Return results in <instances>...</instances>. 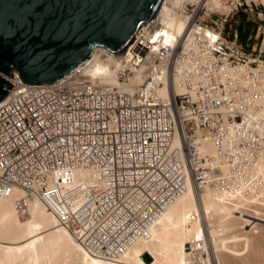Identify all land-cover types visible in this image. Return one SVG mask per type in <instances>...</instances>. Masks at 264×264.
<instances>
[{"label":"built area","instance_id":"2783aa9c","mask_svg":"<svg viewBox=\"0 0 264 264\" xmlns=\"http://www.w3.org/2000/svg\"><path fill=\"white\" fill-rule=\"evenodd\" d=\"M248 3L233 0L224 12L202 3L187 14L176 46L155 39L156 17L146 22L117 70L126 83L140 70L132 92L101 85L83 65L45 85L5 76L11 88L0 102V194L22 192L14 201L20 215L38 199L91 254L110 259L147 238L189 182L263 202L264 34L241 43L236 28L225 31ZM175 75L183 90L163 99L159 87H173ZM206 142L215 154L201 153ZM80 170L93 182L78 181ZM194 242L188 255L204 263V246Z\"/></svg>","mask_w":264,"mask_h":264},{"label":"bare ground","instance_id":"6f19581e","mask_svg":"<svg viewBox=\"0 0 264 264\" xmlns=\"http://www.w3.org/2000/svg\"><path fill=\"white\" fill-rule=\"evenodd\" d=\"M185 1L188 0H173V8L167 6V0L162 2L155 16L160 24L157 41L176 46L186 34L188 15L175 9L183 8ZM211 2L221 5L220 0ZM100 48L82 64L85 75L101 85L134 91L142 80L140 70L133 73L128 83H120L116 75L124 66V54L99 57ZM170 84L165 82L159 87L163 99L170 100V89L183 90L178 75L174 76L173 87ZM199 149L202 154H215V147L208 142L199 145ZM75 176L78 181L93 182L88 171L80 170ZM11 190L7 195L0 194V238L6 243L0 245V264H47L51 260L54 264H149L144 255L153 260L150 264H258L259 251L264 250V201L247 198L235 190L214 191L207 186L198 189L189 182L185 192L150 227L149 236L129 243L116 259L91 254L38 199L30 202L26 215H20L14 201L22 192ZM194 241H201L204 246V263L188 255L186 246ZM253 252L260 253L257 262L253 258L258 254L253 257Z\"/></svg>","mask_w":264,"mask_h":264},{"label":"water","instance_id":"95a60500","mask_svg":"<svg viewBox=\"0 0 264 264\" xmlns=\"http://www.w3.org/2000/svg\"><path fill=\"white\" fill-rule=\"evenodd\" d=\"M164 0H0V102L4 76L45 85L61 80L98 48L124 54Z\"/></svg>","mask_w":264,"mask_h":264},{"label":"rangeland","instance_id":"374dc122","mask_svg":"<svg viewBox=\"0 0 264 264\" xmlns=\"http://www.w3.org/2000/svg\"><path fill=\"white\" fill-rule=\"evenodd\" d=\"M204 2H207V0H204ZM204 2H202L200 0H188V1L184 2L183 8L176 7L175 9L182 14L184 13V15H185V14L190 13L191 10L193 12L197 11L199 6ZM232 2H233V0H221L220 1L221 5L219 6V5H215V4L213 5L211 0H208V3H206L208 6L207 10H208V12H209V10H213L214 12H224L228 9L229 6H230V8L232 7ZM248 2H249L248 5L245 8L243 7V10H240V12H236L234 10L232 15L229 17V23H230L231 27H227V30H225V31L229 30L231 32L234 28H236L238 26V24L243 22V26L245 28H249L250 35L253 37L254 41H257V40L260 41V39L262 38V36L264 34V2H263V0H248ZM166 4L170 8L174 7L173 6V0H167ZM186 5H188V7ZM223 6H224V8H223ZM240 14H242V16H243V21H242V18L240 17ZM203 18H205L206 20L209 21L212 18V15H203ZM108 57H110V56H108ZM132 76H133V74H130L129 78H131ZM129 80L130 79H128L127 82H129ZM120 83H126V82L120 81ZM263 210H264V207H263ZM20 219H23V218L21 217ZM248 228L249 227L247 226L245 229H248ZM0 240H2V239L0 238ZM3 240H2V243L0 242L1 243L0 245H2V244L6 245V243H3ZM259 252L261 254L257 252L258 256L256 258H253L254 255L256 254V252H253L252 253L253 257L251 256V258L256 260L260 255L261 256L264 255L263 254L264 250L262 252L260 249ZM260 257L258 259H259L260 264H262V263H264L263 262L264 258H260ZM249 258H250V256H249ZM143 259H144L145 263H149V264L153 261L148 255H144ZM258 259L256 260V262L258 261ZM260 259H262L261 260L262 263H261ZM259 262H257V263L259 264ZM47 264H54V263L51 260V262H48Z\"/></svg>","mask_w":264,"mask_h":264},{"label":"trees","instance_id":"16d2710c","mask_svg":"<svg viewBox=\"0 0 264 264\" xmlns=\"http://www.w3.org/2000/svg\"><path fill=\"white\" fill-rule=\"evenodd\" d=\"M240 12V11H239ZM240 17L242 18L243 21V16L242 14H240ZM243 23V22H242ZM242 23L238 24L237 26V34H238V41L244 43L246 37L248 36V34L250 33L249 28H243Z\"/></svg>","mask_w":264,"mask_h":264},{"label":"clouds","instance_id":"9594fccd","mask_svg":"<svg viewBox=\"0 0 264 264\" xmlns=\"http://www.w3.org/2000/svg\"><path fill=\"white\" fill-rule=\"evenodd\" d=\"M239 11H240V10H239ZM239 11H238V12H239ZM152 19H153V18H152ZM236 30H237V27H236ZM237 35H238V34H237ZM249 35H250V33L248 34V36H249ZM248 36H247V37H248ZM247 37H246V38H247ZM245 40H246V39H245ZM239 42H240V41H239ZM244 42H245V41H244ZM241 43H242V42H241ZM124 52H125V51H124ZM16 75H17V74H16ZM8 77H9V76H8ZM4 78H5V76H4ZM3 100H4V99H3Z\"/></svg>","mask_w":264,"mask_h":264},{"label":"crops","instance_id":"0c3cea01","mask_svg":"<svg viewBox=\"0 0 264 264\" xmlns=\"http://www.w3.org/2000/svg\"><path fill=\"white\" fill-rule=\"evenodd\" d=\"M242 26H243V23H242ZM243 28L245 29V27L243 26Z\"/></svg>","mask_w":264,"mask_h":264}]
</instances>
